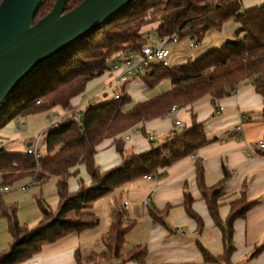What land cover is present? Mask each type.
<instances>
[{
    "label": "trees",
    "instance_id": "16d2710c",
    "mask_svg": "<svg viewBox=\"0 0 264 264\" xmlns=\"http://www.w3.org/2000/svg\"><path fill=\"white\" fill-rule=\"evenodd\" d=\"M55 1L42 0L34 22L48 13ZM81 1L67 0L64 12ZM228 22L237 24L232 40L178 66L153 65L151 72L142 78L149 88L168 79L170 88L167 91L136 103L128 111H124V106L130 99L122 95L101 104L88 105L79 122L70 121L46 132L44 153L37 158L25 151H8L0 146V188L22 180L40 186L54 178L58 198L54 212L41 199L37 200L40 218L32 227L18 222L14 205L0 203L10 237L6 248L0 250V264H21L39 253L45 244L73 232L95 228L98 217L93 206L97 200L145 175H157L160 169L194 154L208 142L203 123L192 115L189 125L174 129L148 150L124 154L122 136L129 129L167 116L173 106L184 107L204 95L210 96L215 114L219 100L234 92L245 80H250L255 91L264 98V3L242 10L240 0H133L123 11L79 38L20 83L0 105V129L17 117L44 114L55 108L71 109L72 100L84 93L89 82L103 75L114 57L144 42L142 29L145 26L156 23L155 30L160 37L178 29L180 37L187 36L200 43L208 31L219 30ZM105 139H112L121 161L101 170L95 163V155ZM194 166L200 196L213 223L221 231L224 246L221 256L211 255L201 244H198L199 250L206 262L231 264L233 223L246 214L250 204L242 191L241 197L230 203V211L222 221L218 208L222 187L229 175L227 170L224 168L222 179L208 188L203 182L202 162L197 159ZM81 168L89 177L88 184L79 177ZM71 177L78 182L74 191L68 188ZM192 202V195L184 187L182 205L200 231L202 220L192 209ZM167 208L158 210L150 205L148 212L153 221H158ZM132 227L133 222H126L116 205L108 231L101 238L105 250L88 256L76 251V263L122 258L124 237ZM145 251L143 246H138L125 257L142 263Z\"/></svg>",
    "mask_w": 264,
    "mask_h": 264
},
{
    "label": "crops",
    "instance_id": "0c3cea01",
    "mask_svg": "<svg viewBox=\"0 0 264 264\" xmlns=\"http://www.w3.org/2000/svg\"><path fill=\"white\" fill-rule=\"evenodd\" d=\"M262 2L264 0H240L242 10L257 7ZM155 29L156 27L150 24L142 29V33ZM200 44L201 42L189 48L182 41L178 46L172 47L169 58L171 65H177L181 57L189 60L191 53L198 57L207 49H211ZM161 82L165 83L163 89L166 90L158 94L170 88L168 79H162ZM94 86L92 84L86 87L84 93L74 98L72 108L77 107L86 98H89L92 105L101 104L91 102L90 96L95 95ZM142 90L146 91L143 88ZM87 92L92 94L86 97ZM151 97L144 96L128 109ZM55 111L62 112L59 108L52 110ZM213 112L210 96L204 95L189 105L177 108L175 115L154 118L138 126L137 128L141 129L140 133L133 134L124 141V154L148 150L151 145L157 144L175 129V118L185 126L190 124L192 115L203 123L208 142L194 154L160 169L154 179L142 178L126 184L125 189L121 191L125 197L122 202L119 200L118 192L116 190L112 192L104 203L105 226L102 230L94 233L99 227L98 224L93 229L70 233L55 242L43 245L39 253L21 264H77L74 257L76 251L82 256L103 252L105 248L101 238L108 231L112 210L116 205L122 211L125 221L133 222V227L124 237L121 249L124 256L117 259L100 258L88 264H224L222 261L206 262L199 250L198 244H201L211 255L221 256L224 246L221 231L213 223L206 203L200 196L194 166L197 159L202 162L203 182L208 188L222 179L224 168L229 174L223 184L219 200L218 213L222 221L230 211V203L238 200L242 191L246 202L250 204L246 214L233 223L231 264H264V149L258 148L259 142L264 143V98L255 91L250 80H245L236 86L234 92L221 98L218 102V112L215 114ZM19 118L11 120L0 129V146L8 151L24 152L29 146V143L26 147L21 145L22 138H17V141L12 139L20 132L13 126L15 122H19ZM240 122L242 139L230 134ZM10 124L14 127L13 130L8 127ZM150 132L155 133L154 137H148ZM120 161L121 157L112 139L103 140L95 155V163L99 169L107 170ZM79 177L81 178L80 175ZM81 179L85 184L89 183L86 173ZM77 187L78 182L73 183L69 179V190L74 191ZM184 187H187L192 195V209L202 220L203 226L200 231L182 205ZM99 200L93 206L95 214ZM125 202L127 205H124ZM150 205L158 210L168 208L158 221H153L148 212ZM6 236L2 237L0 250L6 248L10 240V237ZM138 246H143L146 250L142 263L125 257L128 251Z\"/></svg>",
    "mask_w": 264,
    "mask_h": 264
},
{
    "label": "water",
    "instance_id": "95a60500",
    "mask_svg": "<svg viewBox=\"0 0 264 264\" xmlns=\"http://www.w3.org/2000/svg\"><path fill=\"white\" fill-rule=\"evenodd\" d=\"M132 1L82 0L64 12L67 0H56L51 10L34 22L42 0H0V105L31 72Z\"/></svg>",
    "mask_w": 264,
    "mask_h": 264
},
{
    "label": "rangeland",
    "instance_id": "374dc122",
    "mask_svg": "<svg viewBox=\"0 0 264 264\" xmlns=\"http://www.w3.org/2000/svg\"><path fill=\"white\" fill-rule=\"evenodd\" d=\"M263 3L264 2L260 3V5ZM153 26L156 27V23H153ZM236 28H237V24L235 23L231 24V22H228L224 24L222 28L219 30L208 31L204 35V38L201 41V44L203 45V47L209 46L208 48H217L221 46L224 42L233 39L232 32H234ZM150 33L153 37L157 35L155 30H150ZM207 50H210V49H207ZM191 54L192 56H190L189 59L193 61L195 60L196 56H194V53H191ZM187 60L188 58L181 57L177 65L183 64L187 62ZM108 64L110 67L111 61ZM109 77H110L109 72L105 71L103 75H101L100 77L88 83L87 87H89L92 84L95 85L93 88V90H95L93 94L95 95L90 96L92 93H89V92L85 93L86 97L90 96L91 102H94V103L95 102H100V103L107 102L113 99V90H121L122 96H125V97L128 96L130 99L129 102L126 103L124 106V111H126L130 106L133 105V103L137 102L141 98H144V96H150V97L155 96L158 93L166 90V89H163L165 86L164 82H161V83L159 82L153 88H149L148 86H145L142 78H132L131 80L128 81V83H126V85H122L120 83H110ZM142 88L145 89L146 91L142 90ZM103 94H106V97H103ZM44 115H48L49 119L52 120L54 112L51 111L45 114L40 113V114H35V115H29L26 117H20L19 122H15V124L13 125L14 127L18 128L20 132L17 134L18 136L16 138H12V139L17 141V138H22L21 145H23L24 147H26L28 143H32L34 141V136L41 129L45 127ZM13 126L10 124L8 127H11L13 130L14 129ZM140 131L141 129L139 127L138 133H140ZM43 153H44V146H43V142H41L40 154H43ZM84 174H85V170L84 168H81L80 170L81 178H83ZM70 180L73 183L77 181L73 177H71ZM28 183H29V180H22L10 186V190L1 195L0 203L3 205H9V204L14 205V207L16 208V216H17L18 222L20 224H25L28 227H32L38 222L40 218V208L37 203V200L41 199L43 203L48 207V209L54 212L57 210V207H58V198H57V194L55 190V179L54 178L48 180L47 182L41 184L40 186H32V185H29ZM21 186H26V189L22 190L20 188ZM122 189H125V186H123L120 189H116V191L118 192L117 194L120 195V199H119L120 202H122L125 198L124 195H122L121 193ZM110 195L112 194L107 195L106 198L103 197V199L97 202L96 215L98 216V222L100 221L101 222L98 223L99 227L96 228L94 233H97L98 231L102 230V228H104L105 226L104 224L105 222L104 221L105 219L104 203L106 199L110 197ZM99 217H100V220H99ZM3 235H7L6 237L9 238L6 219L4 218L0 210V242L2 240Z\"/></svg>",
    "mask_w": 264,
    "mask_h": 264
},
{
    "label": "built area",
    "instance_id": "2783aa9c",
    "mask_svg": "<svg viewBox=\"0 0 264 264\" xmlns=\"http://www.w3.org/2000/svg\"><path fill=\"white\" fill-rule=\"evenodd\" d=\"M142 34L144 40L142 44L135 48H127L112 59L111 66L106 70L109 72L110 83H120L122 85H126V83H128V81L132 78H143L151 72V67L153 65L159 64L164 67L178 66L171 65L169 61L172 47L178 46L182 40L187 43L189 48H193L196 45L193 39H190L187 36L180 37L178 29H176L171 34L161 37L157 35L153 37L150 31H146ZM121 95V90H113V99L120 98ZM88 105H90V101L89 98H86L83 99L77 107H73L67 111H62L59 113L55 111L52 120L49 119L48 115H44L45 127L34 136V141L25 148V152L37 158L40 155V145L41 142H43L46 132L54 126L67 124L70 121L79 122L80 116ZM176 112L177 107L173 106L170 109V114L175 115ZM174 127L175 129H182L184 124L175 118ZM241 131L242 124L240 122L234 127V129L230 131V134L242 139ZM136 133H138V128L133 127L126 131L122 138L126 140L131 135ZM154 135V132H150L148 137L152 138ZM263 147L264 143L262 141L259 142L258 148ZM155 176L156 175H145L143 178L151 180L154 179ZM28 184L33 185V182L30 181ZM20 188L25 190L26 186H21ZM9 190L10 187L0 188V195ZM124 205H127V202H125Z\"/></svg>",
    "mask_w": 264,
    "mask_h": 264
}]
</instances>
